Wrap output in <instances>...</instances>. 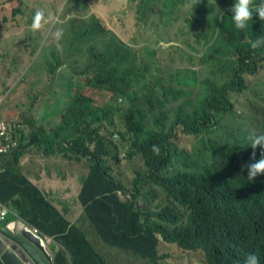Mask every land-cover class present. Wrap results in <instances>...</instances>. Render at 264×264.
Segmentation results:
<instances>
[{"label":"trees","instance_id":"16d2710c","mask_svg":"<svg viewBox=\"0 0 264 264\" xmlns=\"http://www.w3.org/2000/svg\"><path fill=\"white\" fill-rule=\"evenodd\" d=\"M177 1L182 0H165L167 5ZM226 1L198 0L194 9L203 27L189 35L201 46V50H195L197 55L219 62L222 68L227 65L222 57L227 58L234 80L230 87L226 82L215 92L202 95L186 111L184 108L191 103L183 100L173 111L169 126H159V119L154 126L146 123L151 99L156 96L148 94L147 84L138 90L132 83L146 81L148 67L138 63L137 54L106 29L96 16L71 20L68 26L71 31L59 39L54 38L47 48L46 56L59 59L75 53L87 56L86 73L92 74L89 83L113 90L130 104L123 110L119 106H103L100 112L89 111L92 99L76 95L69 103L65 123L60 128L63 133L72 134L65 140L71 142L73 150L89 156L93 162L80 199L95 232L69 221L23 175L20 167L13 166L24 153L19 145L11 156L3 159L7 164L0 171V201L12 205L22 220L40 230L41 236L57 240L60 245L57 243L54 248L55 264H129L123 254L130 261L139 256L155 259L156 233L184 250L203 251L208 264H244L241 257L250 254L264 259V183L258 179L249 182L247 168L243 167L247 164L245 149L251 133L243 121L227 117L226 108L217 103L227 99L231 90L242 84V73L252 70L246 60L256 63L254 58L264 46L252 50L249 41L264 37V24L258 28L250 25L245 31L237 29L231 13L219 8H225ZM259 2L253 0V10ZM136 12V16L129 13L132 30L140 28V13L148 18L149 14L156 13L158 23H170L161 6L151 8L140 0ZM196 58V55H189L191 62ZM5 64L6 58L1 56L0 75ZM185 71L190 72L188 68ZM182 82L189 85L193 81L182 79ZM4 94L2 86L0 108L6 112H1L0 118L7 129L0 140L12 142L17 137L29 148L41 144V136L45 137L43 131L51 122L49 117L31 108L34 103L21 99L20 95ZM168 94H173L175 99L190 95L183 90L174 92L167 88L164 92L167 101ZM156 100L164 105L158 98ZM11 111L16 118L8 114ZM115 115L121 123H126L123 139L129 141L133 153L144 158L149 172L146 181H154L170 197L171 204L161 211L138 209L134 200L121 201L116 194L123 186L114 180L105 163L106 157L116 156V146L107 136L97 135L94 129L89 133L91 124L103 116L115 120ZM178 124L185 132L196 136L189 150L180 149L171 141ZM87 140L95 141L93 150L86 147ZM153 145L159 147V154L152 151ZM30 161L37 168V174L48 169L35 157ZM139 182L134 187V198L145 196L144 184ZM145 199L150 205V200Z\"/></svg>","mask_w":264,"mask_h":264},{"label":"clouds","instance_id":"9594fccd","mask_svg":"<svg viewBox=\"0 0 264 264\" xmlns=\"http://www.w3.org/2000/svg\"><path fill=\"white\" fill-rule=\"evenodd\" d=\"M6 2V7H0V40L4 42L2 45L6 48H13L17 51L26 50L28 53H32V55H28L27 60H22L17 64H7L10 72V79H0V83H4V96H18V94L23 95V100H27L29 102H33L34 105L31 108H35L38 106H44V110L46 112H50L53 117L57 118L55 124H51L46 127L43 131L45 134L41 136L40 141L36 147H28L24 145L20 138H15L12 142L3 143L0 140V145L6 147L7 150L5 152L0 153V171L4 170L6 164L4 162V158L11 156L13 149L19 147L23 150L24 153H29L31 150L34 151L37 155H55L58 158L66 161L69 164V171L74 175V182L78 184V189L74 190L73 198L68 202L70 205H77L78 210H80V214L78 215L75 221H72L67 216V211L60 208L56 202V199L53 193L47 191L44 188H41L35 182H33L27 174L22 171L23 175L31 181L44 195L46 199H48L54 207L71 222H78L82 228H84L83 223H86L89 230L95 232L96 229L92 225L91 221L86 215L85 206L80 199V194L83 188L84 180L88 177L91 166L93 162L89 158V156H84L80 152L73 150L72 144L70 141H66L65 138L68 136H72V134H68L66 132H61L60 128L65 123V116L67 115V110L69 107V103L72 100H75L76 95H81L85 98L92 99V102L89 101L88 110L93 109L94 111H99L103 106H119L122 108L128 109L130 104L125 102L123 97L116 95L113 90L107 88H100L93 86L89 83L88 79L92 77V74L86 73V67L89 64V60L87 56L77 54L70 56H62L60 59L58 56H45L47 48L51 44L50 37L59 39L64 33H68L71 29L68 28L71 20L73 19H85L91 15L96 16L101 24L114 33L129 49L135 52L138 56V63H142L143 65L148 67V71L146 74V81H140L137 83L133 81L132 85L134 89L142 90L145 84L148 85V94H154L156 98H158L164 105H160V103L156 100V98H152V105L149 107L151 111L148 109L146 123L154 126V122L159 119L158 125L161 126L165 124L169 126L173 119V111L177 108V106L183 100H189L190 105L186 106L184 110L186 111L191 105H194L199 101L202 95H209L216 91V89L221 85L227 82L228 87L231 86L233 82L234 74L230 72V65L227 58H223V61L227 62V65L222 68L219 62L207 59L202 54L197 55L195 50H201V46L197 45L192 35H189V32H194L195 30H199L203 27L202 22L198 20V15L194 6L198 2V0H182L177 1L175 4H166L165 0H142L147 6L151 8H157L155 2H160L161 10L164 15H166L170 19V23L173 21H177L181 18L182 6L184 9L188 10L187 14L184 16V24L186 26V30L181 29V32L185 34V38L183 40V44L185 48H177V53L180 55L181 59H187L188 65L186 66H175L173 68L174 73L169 76L167 79L162 76V69L160 67V61L157 58V52L153 50L150 52L155 62L154 69L157 74L154 73L151 69L150 64L146 61V59L140 55L138 50L135 48V44L128 42L123 35L119 32L115 31L112 27V23L109 20H106L104 17L102 19L97 16L103 14H118L119 5L112 0H65V3L70 4L72 8L63 7L57 9L54 5L46 4L45 0H3ZM123 1V0H116ZM253 0H227L225 2V8L219 7L222 11H228L231 13L232 20L234 26L242 31L247 30V28L251 25L253 28H258L261 24H264V0H260V2L255 6L253 10L252 7ZM24 6L25 10H21L17 6ZM101 5V7H100ZM17 8L19 16L22 17V24L17 23L14 24L16 28L21 27L23 29L25 26H30L32 32H40L37 36V40L31 45L25 46H16L14 41L10 40V25L14 23L15 20L18 19V16L10 17L12 15V9ZM32 10L34 12L32 13ZM71 11H75L76 13H69ZM218 11V9H217ZM255 11V14H253ZM170 12V15H169ZM64 14L67 16V23L64 26V29H55L53 24H49V16L61 15ZM2 16V17H1ZM103 20V21H102ZM53 22L54 19L51 18ZM13 25V24H12ZM108 25V27L106 26ZM111 28V29H110ZM55 29V30H53ZM44 39V41L42 40ZM250 47L252 50H256L264 46V37H258L255 40L249 41ZM189 55H196L197 58L191 62L189 59ZM256 63L253 60L247 59L246 62L249 63V67L252 70H247L242 73V84L238 85L236 89H232L230 92V96L227 99L218 100V104L221 107L226 108V116L237 118L245 123V127L250 131V135L247 137L249 144L245 149L248 152L247 164L244 165V168H247V179L249 182L254 181L255 179L261 180L264 183V107L256 108L253 107L250 109L249 119H245L243 116L237 114L234 111L235 105L232 103V95L237 91H243L246 88L244 74L249 72H255L259 63L264 61V49L260 51V54L254 58ZM171 61L174 63V59ZM38 63L36 69L32 70L33 64ZM210 64L211 67L208 70L209 73L215 76L214 79H205L201 81V90L197 93L196 97L193 98L194 88L197 86V78L196 75L198 73V64ZM67 65L69 69L70 76H67L69 79L68 86L63 90L60 95V98L56 101L53 99L54 93V84L55 81L60 77L59 69L61 65ZM29 67L30 71L26 70ZM189 69L190 72H186V69ZM195 70V73L192 72ZM44 75L42 80V84L40 86L36 85V80L32 79V76ZM5 74L0 78H4ZM17 77L20 79L19 82L15 83ZM84 77V84L80 81L74 82L75 78ZM182 79H189L193 82L189 85H186L182 82ZM175 84H179L180 87L175 86ZM77 85L78 90H73V87ZM84 87H91L98 90H106L112 93L110 100L103 105H98L95 103V99L92 96L86 95L81 91ZM172 88L174 92L185 91L189 92L190 95H180L177 99L174 98L173 94H168V101L165 99L164 92L165 89ZM13 95V96H11ZM115 98H117L115 100ZM264 100V96H263ZM172 102H175L173 105ZM231 113V114H229ZM102 117V115H99ZM262 118V119H260ZM256 120H262L261 126L256 131L254 130V125ZM107 123L115 130L114 132H103L102 128H104V124ZM122 126L116 123L112 118H107L103 116V119L98 121L97 123L91 124L89 126V133L92 129H94L97 135L107 136V138L116 146L115 149V157H106L105 163L106 167L109 169L112 174L114 180L117 183H120L123 188L117 189L116 194L118 195L121 201L134 200L136 202V207L141 210H145L146 212H156L161 211L167 205L171 204L170 197H168L167 193L163 188L158 186L154 181L147 180L148 167L144 162V158L139 153H133V149L130 148L129 141L127 139H123V133L126 130V123H121ZM0 125L3 126L4 133L0 135V138L5 135L7 126L0 118ZM180 128L186 134L193 135L195 140L190 147H181L178 143L174 141L175 132ZM118 137V138H116ZM171 141L176 144L180 149H190L195 141L196 136L191 133H187L182 128L181 124H178L176 128L172 132ZM86 147H89L90 150L94 149L95 141L90 142L86 141ZM121 148L125 149L126 155L128 158H132L134 156H139L142 160L143 167L141 169L135 170V176L131 181V186L128 188L119 177V174L114 170V164H116L120 159ZM152 151L156 154H159V147L153 145ZM88 162V167H85V163ZM17 165L14 162L13 166ZM16 167V166H15ZM21 170L22 167H20ZM58 169V168H56ZM142 177V179H141ZM144 184V192L145 196H140L139 198H134L133 194L135 193L136 182ZM150 200V205H148L147 200ZM18 223V224H17ZM0 229H4L14 236H21L22 231H30L32 236L39 241V245L44 249L47 254H51L52 260L54 263V248L57 245V240H55L52 236H41L40 230L35 226L31 225L29 222L22 220L21 217L18 216L15 208L7 203H3L0 201ZM27 231V232H28ZM37 233V234H35ZM4 234L0 232V240L3 241ZM156 237L158 239L157 244V256L155 259H149L145 257L139 256L136 261H143L141 264H157L160 260V264H176L173 263L172 260L176 258H172L170 255L164 256L159 252V244L160 241H165L163 246L173 245L175 242H170L164 239L159 233H156ZM4 242L3 252L7 249H10L15 254V249L12 248L11 244ZM13 243V242H12ZM29 243L39 252V254L47 261L46 256L43 251L34 243ZM63 244V243H62ZM61 244V245H62ZM48 245L50 250L48 249ZM58 245H60L58 243ZM182 251H185L182 249ZM16 255V254H15ZM17 256V255H16ZM18 257V256H17ZM166 260V262L163 261ZM178 263L181 264L180 256L177 258ZM244 260V264H264V259L260 255L250 254L247 257L243 255L241 257ZM206 264L207 259H205ZM48 262V261H47ZM28 261L24 264H30ZM35 264V263H34ZM49 264V263H48ZM55 264V263H54Z\"/></svg>","mask_w":264,"mask_h":264},{"label":"rangeland","instance_id":"374dc122","mask_svg":"<svg viewBox=\"0 0 264 264\" xmlns=\"http://www.w3.org/2000/svg\"><path fill=\"white\" fill-rule=\"evenodd\" d=\"M73 2L75 0H72ZM119 5L118 14H103L98 15L101 19L104 17L106 20L111 21L112 27L115 31L119 32L125 39L135 44L136 50L143 56L146 61L150 64L151 69L154 73L157 74L156 70L154 69L155 62L153 57L151 56L150 52L155 50L157 52V58L160 61V67L162 69V76L166 79L171 76L174 71L173 68L175 66H186L188 65V60H182L180 55L177 53V48H185L183 44V40L185 38V34L181 32V29L186 30V26L184 24V16L187 14L186 9L182 6V13L181 18L177 21H173L169 24H161L158 23L156 20V13L149 14L150 18L142 13L139 14V27L132 30V19L129 13H132L136 16V6L140 3V0H123V1H116L112 0ZM157 6H160V2H155ZM21 10H25L24 6H17ZM133 10V11H131ZM34 10H32V13ZM18 16V19L11 23L9 33H10V40L14 41L16 46H25L31 45L37 40V36L40 32H32L30 26H25L23 29L21 27L16 28L14 24L20 23L22 24L23 20L22 17L19 16L17 8L12 9V15L10 17ZM2 17V16H1ZM51 18L54 21H51ZM103 21V20H102ZM144 21H147L144 23ZM67 23V16L64 14L49 16V24H53L55 29H64L65 24ZM13 24V25H12ZM108 27V25H106ZM53 29V30H55ZM111 29V28H110ZM66 32L63 36H65ZM44 41V39L42 38ZM51 43H53V38L50 37ZM4 51V49H1ZM174 59V63L171 59ZM38 63L33 64L32 70L36 69ZM198 73L196 75L197 78V86L194 88V95L193 98L196 97L197 93L201 90V81L205 79H214L215 76L208 72L211 65L210 64H198ZM29 73V67L26 69ZM60 77L55 81L54 84V93L53 99L56 101L60 98L61 93L65 88L68 86L69 79L67 76H70L68 66L63 64L59 69ZM245 84L246 88L243 91H237L232 95V103H234L235 108L234 111L243 116L245 119H249L250 109L253 107L261 108L264 107V61L259 63L258 67L256 68L255 72L253 73H245ZM2 79V78H0ZM20 79L17 77L15 83L19 82ZM80 81L84 84V77L78 79L75 78L74 82ZM175 86L180 87L179 84H175ZM73 90H78L77 85L73 87ZM83 93L86 95L92 96L95 99V103L98 105H103L110 100L112 95L111 92L106 90H98L91 87H84L81 89ZM13 96V95H11ZM1 102V101H0ZM174 105L175 102H172ZM6 112L3 108H0V113ZM10 116L16 118V115L13 112H8ZM231 114V113H229ZM115 121L117 124L122 126L120 118L118 115H115ZM262 119V118H260ZM262 120H256L254 125V130L260 128ZM114 128L111 127L109 124L105 123L104 128H102L103 132H114ZM118 138V137H116ZM195 140V137L190 134H186L182 131V129L178 128L175 132L174 141L179 144L181 147H190ZM30 155L26 153H22L21 157L18 161L17 166L22 167L25 161L29 158ZM115 172L119 174L122 182L130 188L131 181L135 176V170L141 169L143 167L142 160L139 156H134L132 158H128L126 155L125 149L121 148V154L119 161L113 165ZM88 167V162L85 163V167ZM23 171V170H22ZM37 234V233H35ZM165 241L161 240L159 244V252L164 256L170 255L173 259L172 262L179 264L178 257L181 258V264H206L204 252L201 250H185L182 251V248L178 247L176 244L163 246ZM105 244V243H103ZM48 249L49 245H48ZM184 250V249H183ZM119 257V255H116ZM124 259L128 261L129 264H141L143 261H136V260H129L124 254L122 255ZM166 262L165 259H163ZM111 262V260H110ZM112 263V262H111ZM157 264H160V260Z\"/></svg>","mask_w":264,"mask_h":264},{"label":"crops","instance_id":"0c3cea01","mask_svg":"<svg viewBox=\"0 0 264 264\" xmlns=\"http://www.w3.org/2000/svg\"><path fill=\"white\" fill-rule=\"evenodd\" d=\"M46 4H51L57 7V9L63 8V7H69L72 8L70 4L65 3V0H45ZM5 8L6 2L3 0H0V7ZM101 7V5H100ZM69 13H76L75 11H71ZM4 41L0 40V57L4 56L6 58V64L3 68L2 75L5 74L4 78L10 79V72L9 68L7 67V64H17L18 62L22 60H27L28 55H32V53H28L26 50H20L17 51L13 48H6L2 45ZM1 49H4V51H1ZM46 56V53L44 54V57ZM0 75V77H2ZM44 78V75L39 76H32V79L36 80V85L40 86L42 84V80ZM4 83H0V87L3 86L4 89ZM21 96V99L23 98V95L20 93L18 94ZM35 109H37L39 112L46 114L50 119V125L55 124L57 118L53 117V115L50 112H46L44 110V106H35ZM49 125V126H50ZM27 155H30L29 158L25 161V163L22 165L23 171L27 174V176L35 182L37 185H39L41 188L46 189L47 191L53 193L56 202L58 206L64 210L67 211V216L72 220L75 221L80 214V210H78L77 205H70L68 202L73 198L74 190L78 189V184L74 182V175L69 171V164L58 158L55 155H37L34 153V151H30L27 153ZM35 157L40 162H44L47 165V170L42 172L41 174H37L36 170L37 168L32 165L31 158ZM58 168V169H56ZM84 228H88L86 223H83Z\"/></svg>","mask_w":264,"mask_h":264},{"label":"water","instance_id":"95a60500","mask_svg":"<svg viewBox=\"0 0 264 264\" xmlns=\"http://www.w3.org/2000/svg\"><path fill=\"white\" fill-rule=\"evenodd\" d=\"M27 231L21 232V236H23L22 238L20 236H14L4 229H0V232L5 236L3 237V241L11 244L12 248L15 249V254L18 256L17 257L10 249H7L3 252L4 242L0 240V264H24L28 261L31 262L30 264H54L51 254H47L39 245L38 239L34 238L30 231ZM29 241L34 242L43 251L48 262L29 243Z\"/></svg>","mask_w":264,"mask_h":264},{"label":"built area","instance_id":"2783aa9c","mask_svg":"<svg viewBox=\"0 0 264 264\" xmlns=\"http://www.w3.org/2000/svg\"><path fill=\"white\" fill-rule=\"evenodd\" d=\"M3 133H4V131H3V126L0 125V135H2ZM6 150H7L6 147H3V146L0 145V153H1V152H5Z\"/></svg>","mask_w":264,"mask_h":264}]
</instances>
